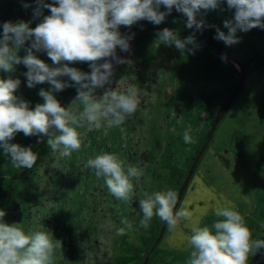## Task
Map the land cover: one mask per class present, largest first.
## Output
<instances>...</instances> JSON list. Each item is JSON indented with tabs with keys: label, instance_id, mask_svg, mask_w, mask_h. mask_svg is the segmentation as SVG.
I'll return each instance as SVG.
<instances>
[{
	"label": "rangeland",
	"instance_id": "374dc122",
	"mask_svg": "<svg viewBox=\"0 0 264 264\" xmlns=\"http://www.w3.org/2000/svg\"><path fill=\"white\" fill-rule=\"evenodd\" d=\"M52 3V0H43ZM29 7L25 8L24 5ZM36 0H0V37L5 22H29L34 28L50 15L47 8L34 17ZM160 11H166L161 6ZM235 9L226 0L219 7L197 13L203 20L201 31L189 29L173 13L160 25L141 20L133 26H121L122 35L131 36L128 52L116 49V55L128 63L113 65L109 82L93 91L102 102L107 91L126 92L136 86L139 106L136 113L119 127L102 122L100 129L85 125L77 128L81 148L69 157L52 153L46 136L26 137L17 133L12 143L31 146L38 153L32 169H20L0 148V210L8 224H18L25 232L49 231L58 244L53 264H186L190 249L184 237L193 226H211L217 201L234 205L244 215L253 239H264V29L237 30L239 43L222 44L231 58L243 66L241 71L229 59L222 60L207 34H225V20H233ZM174 30L181 39L195 35L199 48L188 45L181 52L164 45L157 33ZM208 30H207V29ZM206 29V30H205ZM30 41L19 49L25 56ZM50 66L44 52H35ZM104 60L98 63H103ZM90 72L88 63H72ZM12 73L0 72V78L21 81L15 95L34 108L44 103L41 89L51 91L48 82L27 87L23 64ZM245 74L240 93L217 126L213 139L202 155L176 210L186 209L190 220H181L174 230L153 217L147 229L140 227L142 212L138 201L143 192L172 189L179 195L189 171L222 112L226 98ZM68 81L67 77L60 78ZM71 83L70 81H68ZM52 94L68 107L77 95L76 87ZM83 105L73 110L79 112ZM188 131L193 143L183 141ZM39 141V142H38ZM101 151L117 154L126 165L143 169L134 180V192L128 201L112 196L103 178H97L86 161ZM132 225L128 230L126 225ZM123 228L124 234L118 231ZM249 264H264V249L249 258Z\"/></svg>",
	"mask_w": 264,
	"mask_h": 264
},
{
	"label": "clouds",
	"instance_id": "9594fccd",
	"mask_svg": "<svg viewBox=\"0 0 264 264\" xmlns=\"http://www.w3.org/2000/svg\"><path fill=\"white\" fill-rule=\"evenodd\" d=\"M229 9H235L234 19L225 20V34L216 29L217 40L226 46L239 43L237 30L247 32L253 28L264 29V0H226ZM34 17L42 15L47 8L50 15L43 16L42 22L32 28L29 22H5L0 37V72L12 73L15 65L23 64L27 71V87L48 82L51 91L40 90L44 103L34 108L29 102L15 95L21 81L0 78V148L10 157L16 168L32 169L38 160V153L31 146L24 147L11 141L17 133L26 137L46 136L47 146L52 153L59 152L69 157L81 148V136L77 128L85 125L100 129L102 122L119 127L137 111L140 100L138 87H129L126 92L107 91L102 102L93 98V91L109 82L113 65L128 63L116 55V49L128 52L131 36L122 35L121 26L131 27L141 20L160 25L173 7L187 18L186 27L201 31L205 22L197 20L201 10H215L220 0H52L44 3L36 0ZM164 6L166 11H160ZM29 7L28 4L24 5ZM159 40L167 46H175L183 52L199 48L195 35L181 39L169 28L157 33ZM30 41L26 55H18L19 49ZM35 52H44L55 67L38 58ZM222 60L226 57L222 56ZM104 60L103 63H98ZM88 63L90 72H83L72 63ZM67 77L68 81L60 78ZM76 87L77 95L68 107H64L52 94L68 87ZM83 105L76 112L74 106ZM186 144L193 143L188 131L183 133ZM39 142V141H38ZM85 168L91 169L97 178H103L109 193L118 200L128 201L134 192L133 181L140 180L143 169L125 163L117 154L101 151L90 157ZM177 193L166 191L143 192L138 201L142 218L140 227L147 229L153 217L165 222L174 230L181 220H190L191 213L184 208L175 210ZM213 214L216 219L211 226H193L184 237L190 249L186 264H249V258L264 249V239H253L252 231L244 215L234 205L217 201ZM6 213L0 210V264H53L58 244L49 231L25 232L18 224L4 221ZM128 230L132 229L129 223ZM124 234V229L118 231Z\"/></svg>",
	"mask_w": 264,
	"mask_h": 264
},
{
	"label": "water",
	"instance_id": "95a60500",
	"mask_svg": "<svg viewBox=\"0 0 264 264\" xmlns=\"http://www.w3.org/2000/svg\"><path fill=\"white\" fill-rule=\"evenodd\" d=\"M173 8H175V7H173ZM215 43H216V46L218 47V49L220 50L221 54H222L224 57H226L227 59H229V60L233 61L235 64H237V65L240 67L241 71H243V66L240 65L239 63H237L236 61H234V60L231 58V56H230V55L225 51V49L223 48L222 44H220V43L217 42L216 40H215ZM244 82H245V74H243V72H242V73H241L240 84L238 85V87L235 89V91L233 92V94H232L231 97L229 98V100H228L226 106L224 107V109H223L222 112L220 113L219 117H218V118L215 120V122L213 123L212 128H211V130H210V133H209V135H208V137H207V139H206V142L204 143L203 147L201 148V150H200L198 156L195 158V161H194V163H193V165H192V167H191V169H190V171H189V174H188V176H187L186 182H185V184H184V186H183V188H182V191H181V193H180V195H179L178 202H177V205H176V208L174 209V211L177 209L178 204H179V202H180V200H181V198H182V195H183L184 191L186 190V188H187V186H188V184H189V182H190V180H191V177H192V175H193V173H194V171H195V169H196V167H197V165H198V163H199V161H200L202 155L204 154L205 150L207 149V147L209 146L210 142L212 141V139H213V135H214V132H215L217 126H218L219 123L222 121V119L225 117V115H226V113L228 112L229 108L231 107V105L233 104L234 100L236 99L237 95L240 93V91H241V89H242V87H243Z\"/></svg>",
	"mask_w": 264,
	"mask_h": 264
},
{
	"label": "trees",
	"instance_id": "16d2710c",
	"mask_svg": "<svg viewBox=\"0 0 264 264\" xmlns=\"http://www.w3.org/2000/svg\"><path fill=\"white\" fill-rule=\"evenodd\" d=\"M171 13H173L177 18H179L180 20H181V22L184 24V25H186V22H187V18H186V16H184L182 13H178L176 10H175V8H173V10H172V12ZM207 29V28H206ZM205 29V30H206ZM208 30V29H207ZM207 37H208V41L210 42V43H212V44H214L215 45V47L217 48V50H218V52L221 54V52H220V50L218 49V47L216 46V43H215V38H214V35H212L211 33H209V34H207ZM222 55V54H221ZM223 56V55H222ZM236 89V88H235ZM235 89L233 90V92L235 91ZM233 92L230 94V95H228V97L226 98V100H225V103H224V105L222 106V109H224V107L226 106V104H227V102H228V100H229V98L231 97V95L233 94ZM183 188V187H182Z\"/></svg>",
	"mask_w": 264,
	"mask_h": 264
},
{
	"label": "crops",
	"instance_id": "0c3cea01",
	"mask_svg": "<svg viewBox=\"0 0 264 264\" xmlns=\"http://www.w3.org/2000/svg\"><path fill=\"white\" fill-rule=\"evenodd\" d=\"M236 66H238V65H236Z\"/></svg>",
	"mask_w": 264,
	"mask_h": 264
}]
</instances>
